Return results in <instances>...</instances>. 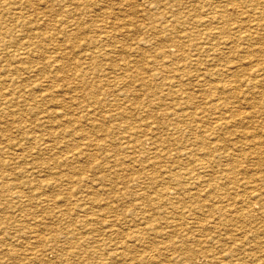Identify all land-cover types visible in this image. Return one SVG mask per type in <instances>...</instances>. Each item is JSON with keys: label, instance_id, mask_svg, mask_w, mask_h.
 Here are the masks:
<instances>
[{"label": "rangeland", "instance_id": "1", "mask_svg": "<svg viewBox=\"0 0 264 264\" xmlns=\"http://www.w3.org/2000/svg\"><path fill=\"white\" fill-rule=\"evenodd\" d=\"M263 1L0 0V264H264Z\"/></svg>", "mask_w": 264, "mask_h": 264}, {"label": "bare ground", "instance_id": "2", "mask_svg": "<svg viewBox=\"0 0 264 264\" xmlns=\"http://www.w3.org/2000/svg\"><path fill=\"white\" fill-rule=\"evenodd\" d=\"M6 1H7V0H6ZM12 1H13V0H12ZM15 1H16V0H15ZM252 1H253V0H252ZM259 2H260V1H259ZM259 2L256 1V3H259ZM9 3H10V2H9ZM9 3H8V4H9ZM13 3H14V2H13ZM19 3H20V2H19ZM251 3H252V2H251ZM262 3H264V1H263ZM3 4H4V3H3ZM10 4H11V3H10ZM16 4H18V1H17ZM16 4H14V5H16ZM252 4H253V3H252ZM0 5H1V4H0ZM20 5H21V3H20ZM259 5H260V4H259ZM262 5H264V4H262ZM18 6H19V5H18ZM6 7L10 8V6L7 5V3H6V5H5V8H6ZM11 7H12V6H11ZM16 9H17V7H16ZM18 9H19V8H18ZM261 9H262V8H261ZM1 10H4V9H0V12H1ZM11 10H12V8H11ZM13 11H14V10H13ZM11 12H12V11H11ZM261 12H262V10H261ZM14 13H15V12H14ZM18 13H19V12H18ZM0 14L2 15V12H1ZM6 14H7V13H6ZM16 14H17V13H16ZM21 14H22V10H21ZM18 16L21 17V15H18ZM15 17H17V15H16ZM1 18H2V16H1ZM213 18H214V17H213ZM16 19H17V18H16ZM20 19H21V18H20ZM21 21H22V20H20V22H19V24H18L17 26H20ZM23 21H24V20H23ZM13 22L15 23V21H13ZM11 24H12V23H11ZM22 24H23V22H22ZM254 24H255V23H254ZM259 24H260V23H259ZM6 25H7V24H6ZM6 25H5V26H6ZM8 25H9V24H8ZM22 26H23V25H22ZM261 26H262V24H261ZM13 27H15V25H13ZM258 27H259V26H258ZM1 28H2V27H1ZM3 28H4V27H3ZM17 28H18V27H17ZM260 28H261V27H260ZM13 29H14V28H13ZM13 29H12V30H13ZM15 29H16V28H15ZM19 29H20V28H19ZM19 29H18V30H19ZM20 30H21V29H20ZM162 30H164V29H162ZM164 31H165V30H164ZM7 32L10 33V31H7ZM170 32H171V30H170ZM241 32H242V31H241ZM1 33H3V31H2ZM5 33H6V32H5ZM11 33H12V32H11ZM11 33H10V34H11ZM13 33H14V32H13ZM163 33H165V32H163ZM217 33H218V32H217ZM67 34H68V32H67ZM69 34H73V33L71 32V33H69ZM74 35H76V33H75ZM168 35H169V33H168ZM171 36H172V35H171ZM182 36H183V35H182ZM8 37H9V35H8ZM8 37H7V39H8ZM11 37H12V36H11ZM73 37H74V36H73ZM185 37H186V36H185ZM245 37H246V36H245ZM67 38H69V36H67ZM156 38H157V37H156ZM183 38H184V36H183ZM3 39H5V38H3ZM159 39H160V37H159ZM240 39H241V38H240ZM242 39H243V41H244V38H242ZM13 40H14V38H13ZM71 40L73 41V38H72ZM175 40L177 41L178 39H175ZM69 41H70V40H69ZM72 41H71V42H72ZM206 41H207V40H206ZM227 41H228V40H227ZM4 42H5V41H4ZM6 42H7V41H6ZM13 42H14V41H13ZM139 42H140V41H139ZM144 42H145V41H144ZM144 42H143V43H144ZM203 42H204V41H203ZM207 42H208V41H207ZM1 43H2V42H0V44H1ZM14 43H15V42H14ZM27 43H28V42H27ZM27 43H26V45H27ZM140 43H142V42H140ZM145 43H146V42H145ZM177 43H179V42H177ZM200 43H201V42H200ZM205 43H206V42H205ZM221 43H222V42H221ZM247 43H248V42H247ZM7 44H8V43H7ZM9 44H10V43H9ZM28 44H29V43H28ZM201 44H202V43H201ZM2 45H3V43H2ZM4 45H5V44H4ZM26 45H25V46H26ZM131 45H132V44H131ZM179 45H180V44H179ZM250 45H251V44H250ZM10 46H11V45H10ZM21 46H22V45H21ZM28 46H29V45H28ZM132 46H133V45H132ZM19 47H20V46H19ZM23 47H24V46H23ZM30 47H31V46H30ZM252 47H253V46H252ZM1 48H2V46H1ZM3 48H4V47H3ZM182 48H184V47H182ZM182 48H181V49H182ZM256 48H257V47H256ZM5 49H6V47H5ZM5 49H4V51H5ZM23 49H24V48H23ZM218 49H219V48H218ZM220 49H221V48H220ZM18 50H19V49H18ZM18 50H17V52H18ZM20 50H21V49H20ZM27 50H28V49H26V51H27ZM215 50H216V49H215ZM254 50H255V48H254ZM256 50H257V49H256ZM262 50L264 51V49H262ZM1 51H2V50H0V52H1ZM4 51H3V52H4ZM21 51H22V50H21ZM24 51H25V50H24ZM26 51H25L24 53H27V54H28L30 50H29L28 52H26ZM217 51H218V50H217ZM258 51H259V50H258ZM3 52H2V53H3ZM213 52H214V51H213ZM6 53H7V50H6ZM14 53H15V52H14ZM57 53H58V52H57ZM61 53H62V52H61ZM178 53H179V52H178ZM181 53H182V51H181ZM187 53H188V52H187ZM251 53H252V52H251ZM16 54H17V53H16ZM18 54H19V53H18ZM27 54H26V56H27ZM188 54H189V53H188ZM190 54H191V53H190ZM210 54H211V53H210ZM215 54H217V53L215 52ZM0 55H1V54H0ZM2 55H3V54H2ZM2 55H1V56H2ZM4 55H5V54H4ZM22 55H23V54H22ZM22 55H20V56H22ZM55 55H56V54H55ZM62 55H63V53H62ZM169 55H170V54H169ZM180 55H181V54H180ZM213 55H214V54H213ZM24 56H25V54H24ZM26 56H25V57H26ZM56 56H57V55H56ZM170 56L172 57L173 54L170 55ZM175 56H176V55H175ZM214 56H215V55H214ZM13 57H14V56H13ZM58 57H59V56H58ZM176 57H177V56H176ZM195 57H196V56H195ZM15 58H16V57H14V61H16ZM52 58H53V57H51V59H52ZM21 59H22V58H21ZM55 59H56V58H54V61H55ZM17 60H20V59H17ZM21 61H22V60H21ZM17 62H18V61H17ZM48 63H49V62H48ZM250 63H251V62H250ZM6 64H7V63H6ZM8 64H9V63H8ZM54 64H55V63H54ZM54 64H53V65H54ZM4 65H5V64H4ZM4 65H3V66H4ZM17 65H18V64H16V66H17ZM53 65H52V66H53ZM0 66H1V64H0ZM3 66H2V67H3ZM8 66H9V65H8ZM8 66L6 65V67H8ZM19 67H20V66H19ZM23 67H25V66L23 65ZM3 68H4V67H3ZM3 68H2V70H3ZM17 68H18V67H17ZM17 68H15V69H17ZM229 68H230V67H229ZM251 68H252V67H251ZM251 68H250V69H251ZM4 69H6V68H4ZM13 69H14V68H13ZM26 69H28V67H27ZM8 70H9V69H8ZM20 70H21V69H20ZM23 70H25V68H23ZM5 71H6V70H5ZM28 71H29V70H28ZM254 71H256V70L254 69ZM263 72H264V71H263ZM263 72H262V73H263ZM3 73H4V72L2 71V73H0V75H3ZM6 73H8V72H6ZM34 73H36V70H35ZM254 73L256 74V72H254ZM258 73H259V72H258ZM9 74H10V72H9ZM248 74H250V73L248 72ZM259 74H260V73H259ZM4 75H5V74H4ZM7 75H8V74H7ZM246 75H247V74H246ZM261 75H264V74H261ZM11 76H13V75H11ZM11 76H10V77H11ZM249 76H250V75H249ZM257 76H260V75H257ZM8 77H9V76H8ZM8 77H7V78H8ZM262 78H263V77H262ZM5 79H6V78H5ZM253 79H254V78H253ZM255 79H256V78H255ZM255 79H254V80H255ZM257 79H258V78H257ZM10 80H11V79H10ZM232 80L235 81L234 79H232ZM246 80H247V79H246ZM248 80H249V79H248ZM248 80H247V81H248ZM5 81H6V80H5ZM252 81H253V80H252ZM255 81H257L256 83L258 84V81H260V80H255ZM262 81H263V80H262ZM8 82L10 83L9 80H8ZM35 82H36V81H35ZM12 83H13V82H12ZM14 83H15V82H14ZM17 83H18V82H17ZM231 83H233V82H231ZM235 83H236V82H235ZM36 84H38V82H37ZM229 84H230V83H229ZM248 84H250V83H248ZM252 84L254 85V83H252ZM10 85H11V84H10ZM17 85H19V84H17ZM233 85H234V84H233ZM235 85H236V84H235ZM19 86H20V85H19ZM37 86H38V85H37ZM246 86L249 87V85H246ZM254 86H255V85H254ZM13 87H15V85H14ZM13 87L11 86L10 89H11V88H12V89H15V88H16V87H15V88H13ZM33 87H35V86H33ZM33 87H32V88H33ZM230 87H231V86H230ZM232 87H233V86H232ZM251 87H252V86H251ZM8 88H9V87H8ZM30 88H31V87H30ZM233 88H234V87H233ZM254 88H255V87H254ZM254 88H253V89H254ZM5 89H7V88H5ZM19 89H20V87H19ZM25 89H27V88H25ZM251 89H252V88H251ZM3 90H4V89H3ZM20 90H21V89H20ZM27 90L29 91V88H28ZM30 90L32 91V89H30ZM230 90H231V89H230ZM235 90H236V88H235ZM0 91H1V90H0ZM6 91H8V90H6ZM18 91H19V90H18ZM31 91H30V92H31ZM21 92H22V90H21ZM9 93H10V92H9ZM17 93H18V92H17ZM1 94H2V93H1ZM1 94H0V95H1ZM6 94H8V92H7ZM14 94H15V93H14ZM24 94H25V93H24ZM28 94H29V92H28ZM242 95H243V94H242ZM244 95H246V94H244ZM3 97L5 98V96H3ZM16 97H17V95H16ZM20 97H21V96H20ZM234 97H235V96H234ZM236 97H237V96H236ZM236 97H235V98H236ZM238 97H239V95H238ZM238 97H237V98H238ZM9 99H10V98H9ZM19 99H21V98H19ZM25 99H26V98H25ZM245 99H246V97H245ZM2 100H3V99H2ZM4 100H6V99H4ZM0 101H1V100H0ZM15 101H16V100H15ZM10 102H12V101H10ZM13 102H14V101H13ZM20 102L22 103V101H20ZM216 102H218V101H216ZM231 102H232V101H231ZM245 102H247V101H245ZM14 103H15V102H14ZM222 103H223V102H222ZM232 103H233V102H232ZM232 103H229V104L231 105ZM234 103H235V101H234ZM236 103H237V102H236ZM240 103H241V102H240ZM251 103H252V102H251ZM5 104H6V103H5ZM3 105H4V104H3ZM8 105H9V104H8ZM12 105H13V104H12ZM18 105H20V104H18ZM220 105H221V104H220ZM246 105H247V104H246ZM257 105H258V103H257ZM224 106H227V105H224ZM233 106H235V104H234ZM236 106H238V105L236 104ZM2 107H3V106H2ZM9 107L13 108L12 106H8V108H9ZM214 107H215V106H214ZM214 107H213V108H214ZM218 107H219V106H218ZM222 107H223V106H222ZM230 107H231V106H230ZM255 107H256V106H255ZM225 108H226V107H225ZM235 108H238V107H235ZM235 108H234V109H235ZM242 108H243V107H242ZM6 109H7V108H6ZM14 109H15V108H14ZM35 109H36V108H35ZM215 109H216V108H215ZM215 109H214V110H215ZM220 109H221V107H220ZM222 109H224V108H222ZM222 109H221V110H222ZM228 109H229V107H228ZM230 109H231V108H230ZM230 109H229V111H230ZM232 109H233V108H232ZM2 110H3V108H2ZM10 110H11V109H10ZM16 110H17V109H16ZM29 110H30V109H29ZM32 110H34L33 107H32ZM239 110H243V109L240 108ZM38 111H39V110H38ZM222 111H223V110H222ZM232 111H233V110H231V112H232ZM235 111H237V110H234V112H235ZM244 111H245V109H244ZM4 112L6 113L7 111L4 110ZM9 112H10V111H9ZM9 112H8V114H9ZM12 112H13V110H12ZM12 112H11V113H12ZM31 112H32V111H31ZM251 112H252V111H251ZM254 112H255V111H254ZM0 113H1V112H0ZM34 113H35V112H34ZM213 113H215V112H213ZM218 113H219V111H218ZM218 113H217V114H218ZM2 114H3V112H2ZM2 114H1V115H2ZM8 114H7V116H8ZM25 114H26V113H25ZM27 114H29L28 111H27ZM32 114H33V113H32ZM174 114H175V113H174ZM1 115H0V116H1ZM3 115L5 116V114H3ZM11 115H12V114H11ZM30 115H31V114H30ZM44 115H45V114H44ZM233 115H235V114H233ZM239 115H240V114H239ZM25 116H26V115H24L23 117H25ZM28 116H29V115H28ZM214 116H216V115H214ZM222 116H223V115H222ZM229 116H230V115H229ZM241 116L243 117V115H241ZM11 117H12V116H11ZM11 117H9V118H11ZM220 117H221V116H220ZM225 117H227V116H225ZM234 117H235V116H234ZM236 117H238V116H236ZM236 117H235V118H236ZM242 117H241V118H242ZM250 117H251V116H250ZM0 118H1V117H0ZM14 118H15V117H14ZM16 118H17V117H16ZM16 118H15V119H16ZM40 118H41V117H40ZM215 118H216V117H215ZM239 118H240V117H239ZM239 118H238V119H239ZM23 119H24V118H23ZM25 119H26V118H25ZM38 119H39V118H38ZM224 119H225V122H226L227 119H226V118H224ZM247 119H248V118H247ZM247 119H246V120H247ZM214 120H215V119H214ZM240 120H242V119H240ZM0 121H1V120H0ZM14 121H15V120H14ZM22 121H23V120H22ZM39 121H40V120H39ZM217 121H218V120H217ZM219 121H220V120H219ZM223 121H224V120H223ZM17 122H18V121H17ZM17 122H16V123H17ZM232 122H233V120H232ZM239 122H240V121H239ZM239 122H238V123H239ZM11 123H12V121H11ZM20 123H21V122H20ZM35 123H36V122H35ZM226 123H227V122H226ZM226 123H225V124H226ZM228 123H229V122H228ZM228 123H227V125H228ZM263 123H264V122H263ZM8 124H9V123H8ZM40 124H41V123H40ZM231 124H232V123H231ZM4 125H5V124H4ZM22 125H23V124H22ZM36 125H38V120H37V124H36ZM221 125H222V124H221ZM262 125H263V124H262ZM29 126H30V125H29ZM38 126H39V125H38ZM218 126H219V125H218ZM241 126H243V125H241ZM18 127H19V126H18ZM21 127H22V126H21ZM27 127H28V126H27ZM34 127H35V129L37 128V126H34ZM176 127H177V126H176ZM224 127H225V126H224ZM244 127H245V126H244ZM248 127H249V126H248ZM263 127H264V126H263ZM1 128H4V127H1ZM22 128L24 129V127H22ZM25 128H26V127H25ZM31 128H32V127H30V129H31ZM46 128H47V127H46ZM156 128H157V127H156ZM220 128H221V127H220ZM226 128H227V126H226ZM23 129H22V130H23ZM32 129H33V128H32ZM37 129H38V128H37ZM150 129H151V128H150ZM150 129H149V130H150ZM152 129H155V128H152ZM171 129H172V126H171ZM174 129H176V128H174ZM174 129H173V131H174ZM221 129H222V128H221ZM248 129H249V128H248ZM5 130H6V128H5ZM28 130H29V129H28ZM45 130H47V129H45ZM244 130H245V128H244ZM257 130H258V128H257ZM3 131H4V130H3ZM8 131H10V130H7V132H8ZM30 131H31V130H30ZM33 131H34V130H33ZM39 131H40V129H39ZM39 131H38V132H39ZM150 131H151V130H150ZM157 131H158V130H157ZM177 131H179V130H177ZM246 131H247V129H246ZM44 132H46V131H44ZM44 132H43V134H44ZM147 132H148V131H147ZM152 132H153V131H152ZM166 132H167V131H166ZM169 132H170V131H169ZM175 132H176V130H175ZM228 132H229V131H228ZM244 132H245V131H244ZM244 132H242V133L244 134ZM254 132H255V131H254ZM23 133H24V132H23ZM26 133H29V132H27V130H26ZM32 133H34V132H32ZM40 133H41V131H40ZM150 133H151V132H150ZM154 133H155V132H154ZM173 133H174V132H173ZM240 133H241V132H240ZM250 133H251V132H250ZM38 134H39V133H38ZM41 134H42V133H41ZM41 134H40V135H41ZM145 134H148V133H145ZM162 134H163V133H162ZM171 134H172V133H171ZM253 134H254V133H253ZM26 135H27V134H26ZM30 135H31V133H30ZM30 135H29V136H30ZM34 135H36V134H34ZM148 135H149V134H148ZM168 135H169V134H168ZM172 135H173V134H172ZM247 135H248V133H247ZM257 135H258V134H257ZM23 136H24V134H23ZM27 136H28V135H27ZM36 136H37V135H36ZM38 136H39V135H38ZM38 136H37V137H38ZM150 136H151V135H150ZM163 136H164V135H163ZM243 136H244V135H243ZM255 136H256V135H255ZM10 137H12V136H10ZM33 137H34V136H33ZM241 137H242V136H241ZM258 137L262 138L261 136H258ZM258 137H257V138H258ZM22 138H23V137H22ZM27 138H28V137H27ZM38 138H39V137H38ZM126 138H127V137H126ZM144 138H145V137H144ZM222 138H223V137H222ZM225 138H226V137H225ZM245 138H246V137H245ZM247 138H248V137H247ZM260 138H259V139H260ZM0 139H1V137H0ZM24 139H25V141H27L26 138H24ZM42 139H43V138H42ZM220 139H221V138H220ZM243 139H244V138H243ZM253 139H254V138H253ZM259 139H258V140H255V139H254V140H251L252 143L250 142L249 147H245V148H248V149H249V152H247V153L249 154L248 156H250V158H251V156H252V157L256 158L255 160H257V162H262V161H263V158L259 155V153L262 152V151H264V139H261V140H259ZM2 140H3V139H2ZM4 140H5V139H4ZM28 140H29V139H28ZM45 140H46V139H45ZM232 140H233V138H232ZM232 140H231V141H232ZM245 140H246V139H245ZM245 140H243V141H245ZM247 140H248V139H247ZM40 141H41V140H40ZM40 141H39V142H40ZM216 141H217V140H216ZM226 141H229V140L227 139ZM4 142H5V141H3L2 143H4ZM17 142H18V141H17ZM34 142H35V141H34ZM45 142H47V141H45ZM158 142H159V141H158ZM161 142H162V141H161ZM166 142H167V141H166ZM166 142H165V143H166ZM14 143H15V142H14ZM37 143H38V141H37ZM230 143H231V142H230ZM0 144H1V143H0ZM11 144H13V142H12ZM15 144H16V143H15ZM203 144H204V143H203ZM205 144H206V143H205ZM217 144H218V143H217ZM220 144H221V143H220ZM241 144H242V143H241ZM241 144H240V145H241ZM243 144H244V142H243ZM1 145H2V144H1ZM13 145H14V144H13ZM17 145H18V144H17ZM22 145H23V144H22ZM37 145H38V144H37ZM37 145H36V146H37ZM40 145H41V144H40ZM124 145H125V144H124ZM126 145H127V144H126ZM129 145H130V143H129ZM132 145H134L133 142H132ZM157 145H158V144H157ZM215 145H216V144H215ZM221 145H222V144H221ZM221 145H220V146H221ZM228 145H229V142H228ZM234 145H235V143H234ZM246 145H247V144H246ZM23 146H24V145H23ZM44 146H45V145H44ZM161 146H162V144H161ZM163 146H165V145H163ZM226 146H227V144H226ZM235 146H236V145H235ZM1 147H2V146H1ZM40 147H41V146H39V148H40ZM128 147H129V146H128ZM131 147H132V146H131ZM133 147H134V146H133ZM136 147H138V146H136ZM155 147H156V146H155ZM205 147H207V146H205ZM232 147H234V146L232 145ZM240 147H241V146H240ZM21 148H22V146H21ZM21 148H20V149H21ZM126 148H127V147H126ZM150 148H151V147H150ZM157 148H158V147H157ZM235 148H236V147H235ZM241 148H243V147H241ZM1 149H2V148H1ZM4 149H5V148H4ZM6 149H7V148H6ZM22 149H23V148H22ZM129 149L131 150L130 147H129ZM213 149H214V148H213ZM229 149H230V147H229ZM229 149L227 148V150H229ZM248 149H246V150L248 151ZM23 150H24V149H23ZM23 150H22V152H23ZM126 150H127V149H126ZM130 150H129V151H130ZM138 150H139V148H138ZM138 150H137V152H138V154H140L141 151H140V153H139ZM143 150H144V149H143ZM143 150H142V151H143ZM150 150H151V149H150ZM157 150H158V149H157ZM204 150H205V149H204ZM221 150H222V149H221ZM243 150H244V149H243ZM246 150H244V152H245ZM12 151H13V150H12ZM20 151H21V150H20ZM132 151H134V149H133ZM218 151H219V150H218ZM229 151H230V150H229ZM239 151H240V149H239ZM0 152H1V150H0ZM26 152H27V151H26ZM124 152H125V150H124ZM130 152H131V151H130ZM134 152H135V151H134ZM134 152H133V154H134ZM137 152H136V153H137ZM147 152H148V150H147ZM158 152H160V151H158ZM161 152H163V151H161ZM164 152H165V151H164ZM213 152H214V151H213ZM222 152H223V151H222ZM232 152H234V148H233V151H232ZM232 152H231V153H232ZM211 153H212V152H211ZM237 153H238V152H237ZM253 153H254V154H253ZM262 153H263V152H262ZM28 154H29V153H28ZM30 154H31V153H30ZM126 154H127V153H126ZM143 154H144V153H143ZM145 154H146V153H145ZM155 154H156V153H155ZM158 154H160V153H158ZM234 154H235V153H234ZM245 154H246V153H245ZM245 154H244V155H245ZM0 155H1V154H0ZM2 155H3V154H2ZM10 155H11V154H10ZM14 155H16V154H14ZM127 155H129V154H127ZM146 155H148V153H147ZM149 155H150V154H149ZM161 155H162V154H161ZM167 155H169V154H167ZM167 155H166V157H167ZM224 155H226V154L224 153L223 156H224ZM227 155H228V154H227ZM230 155H231V154H230ZM32 156H33V155H32ZM125 156H126V155H125ZM141 156H142V154H141ZM144 156H145V155H144ZM162 156H163V155H162ZM162 156H161V157H162ZM215 156H216V155H215ZM215 156L213 157V159L216 160L217 157L215 158ZM223 156H220V157H223ZM248 156H247V157H248ZM134 157H135V156H133V158H134ZM136 157H137V154H136ZM142 157H143V156H142ZM151 157H152V156H151ZM247 157H246V158H247ZM124 158H125V157H124ZM124 158H123V159H124ZM127 158H128V157H127ZM140 158H141V157H140ZM149 158H150V157H149ZM149 158H148V159H149ZM246 158H245V159H246ZM129 159H130V158H129ZM131 159H132V157H131ZM143 159H144V158H143ZM150 159H151V158H150ZM223 159H225V158H223ZM223 159H221V160H223ZM118 160H119V159H118ZM118 160H117V161H118ZM136 160H138V159H136ZM139 160H140V159H139ZM215 160H214V161H215ZM231 160H232V159H231ZM251 160H252V159H251ZM119 161H120V160H119ZM128 161H129V160H128ZM219 161H220V160H219ZM226 161H227V160H226ZM253 161H254V159H253ZM253 161H251V162H253ZM139 162H141V160H140ZM142 162H143V161H142ZM216 162H217V161H216ZM224 162H225V161H224ZM233 162H234V161H233ZM237 162H238V161H237ZM257 162H256V163H257ZM263 162H264V161H263ZM151 163H152V162H151ZM151 163H150V164H151ZM222 163H223V162H222ZM234 163H235V162H234ZM239 163H240V161L238 162V164H239ZM254 163H255V162H254ZM145 164L148 165L147 163H145ZM224 164H225V163H224ZM231 164H232V163H231ZM242 164H243V163H242ZM247 164H248V163H247ZM262 164H263V163H262ZM262 164L260 163V165H262ZM120 165H121V163H120ZM127 165H128V164H127ZM153 165H154V164H153ZM217 165L220 166V163L218 164V162H217ZM222 165H223V164H222ZM222 165H221V166H222ZM227 165H228V162H227ZM233 165H234V164H233ZM233 165H231V166H233ZM239 165H240V164H239ZM148 166H149V165H148ZM236 166H237V165H236ZM241 166H242V165H241ZM245 166H246V165H245ZM248 166H249V165H248ZM256 166H257V165H256ZM143 167H144V165H143ZM149 167H150V166H149ZM217 167H218V166H217ZM225 167H226V166H225ZM251 167H252V166H251ZM227 168H228V167H227ZM236 168H239V167H236ZM218 169H219V168H218ZM229 169H230V167H229ZM231 169H232V168H231ZM243 169H244V168H243ZM243 169H242V170H243ZM246 169H248L247 166H246ZM246 169H245V170H246ZM258 169H259V168H258ZM260 169H262V168H260ZM226 170H227V169H226ZM218 171H219V170H218ZM224 171H225V169H224ZM224 171L222 170V172H224ZM228 171H229V170H228ZM230 171H231V170H230ZM193 172H194V171H193ZM246 172H247V171H246ZM252 172H253V170H252ZM254 172H255V171H254ZM259 172H261V171H259ZM263 172H264V171H263ZM196 173H197V172H196ZM196 173H195V176H196ZM224 173H225V172H224ZM238 173H239V171H238ZM240 173H241V172H240ZM240 173H239V174H240ZM250 173H251V171H250ZM255 173H256V172H255ZM192 174H193V173H192ZM230 174H231V173H230ZM234 174H235V173H234ZM259 175H260V174H259ZM259 175H258V177H260ZM192 176H194V175H192ZM237 176H238V175H237ZM143 177H144V175H143ZM146 177H147V176H146ZM219 177H220V176H219ZM223 177H224V176H223ZM234 177H235V176H234ZM262 177H264V173H263V176H262ZM232 178H233V176H232ZM251 178H252V177H251ZM193 179H194V178H193ZM195 179H196V178H195ZM195 179H194V180H195ZM214 179H215V178H214ZM226 179H227V178H226ZM238 179H239V177H238ZM242 179H243V178H242ZM252 179H253V178H252ZM217 180H218V179H217ZM219 180H220V179H219ZM219 180H218V181H219ZM233 180H234V178H233ZM233 180H232V181H233ZM258 180H259V179H258ZM258 180H257V181H258ZM260 180H261V179H260ZM215 181H216V180H215ZM229 181H230V180H229ZM232 181H231V182H232ZM245 181H246V184L244 183V185L246 186V188L249 189V192L251 193V195H253V196H254V195H257V196H258V195L260 194V191H261V188H262V184H261V183H263V182H261V181H263V179H262L261 181H259V182H257L256 180H248V179L245 180ZM245 181H244V182H245ZM135 182L137 183V181H135ZM189 182H191V181H189ZM219 182H220V181H219ZM238 182H239V181H238ZM242 182H243V181H242ZM215 183H216V182H215ZM215 183H214V184H215ZM217 183H218V182H217ZM220 183H221V182H220ZM220 183H218V184L220 185ZM223 183H224V182H223ZM229 183H230V182H229ZM189 184H190V183H189ZM192 184H195V181L192 182ZM199 184H200V183H199ZM201 184H202V183H201ZM201 184H200V185H201ZM221 184H222V183H221ZM225 184H226V183H225ZM225 184H224L223 186H225ZM234 184H235V183H233V185H234ZM215 185H216V184H215ZM233 185H232L231 187H233ZM241 185H242V184H241ZM133 186H134V185H133ZM191 186H192V185H191ZM221 186H222V185H221ZM234 186H235V185H234ZM238 186H239V185H238ZM135 187H136V186H135ZM151 187H152V186H151ZM229 187H230V186H229ZM236 187H237V186H236ZM218 188H220V187L218 186ZM135 189H137V188H135ZM135 189H134V190H135ZM236 189H238V187H237ZM239 189H240V188H239ZM244 189H245V188H244ZM262 189H263V188H262ZM217 190H218V189H217ZM225 190H226V189H225ZM220 191H222V190H220ZM242 191H243V190H242ZM224 192H225V191H224ZM231 192H233V191L231 190ZM238 192H239V191H238ZM244 192H245V191H244ZM219 193H220V192H219ZM221 193H222V192H221ZM261 193H263V192H261ZM129 194H130V193H129ZM131 194H132V193H131ZM158 194H159V192H158ZM145 195L148 196L147 194H145ZM220 195H222V194H220ZM251 195H250V196H251ZM129 196H130V195H129ZM136 196H137V195H136ZM218 196H219V195H218ZM222 196H224V195H222ZM231 196H232V193H231ZM139 197H141V196H139ZM149 197H150V196H148V198H149ZM262 197H263V195H262ZM150 198H151V197H150ZM150 198H149V199H150ZM215 198H216V195H215ZM239 198H240V197H239ZM133 199H134V198H133ZM136 199L138 200V198H136ZM144 199H145V198H144ZM149 199H148V200H149ZM219 199H220V198H219ZM221 199H222V198H221ZM221 199H220V200H221ZM224 199H225V198H224ZM227 199H228V198H227ZM227 199H226V200H227ZM241 199H242V198H241ZM241 199H240V201H241ZM263 199H264V198H263ZM134 200H135V199H134ZM152 200H153V198H152ZM152 200H151V201H152ZM217 200H218V198H217ZM247 200H248V199H247ZM143 201H144V200H143ZM224 201H225V200H224ZM140 202H141V201H140ZM144 202H145V201H144ZM219 202H220V201H219ZM220 203H221V202H220ZM236 203H237V202H236ZM250 203H252V202H250ZM254 203H255V202H254ZM241 204H242V202H241ZM246 204H247V203H246ZM252 204H253V203H252ZM253 205H254V204H253ZM255 205H256V204H255ZM139 206H140V205H139ZM139 206H138V207H139ZM144 206H145V205H144ZM151 206H152V205H151ZM219 206H220V205H219ZM219 206H217V207H219ZM226 207H227V206H226ZM226 207L224 206V208H226ZM231 207H232V206H231ZM44 208H45V207H44ZM44 208H43V209H44ZM142 208H143V207H142ZM158 208H159V205H158ZM221 208H223V207H221ZM224 208H223V209H224ZM229 208H230V207H229ZM229 208L227 207L228 210H229ZM44 210H45V209H44ZM152 210H153V209H152ZM156 210H157V209H156ZM220 210H221V209H220ZM228 210H227V211H228ZM41 211H42V208H41ZM147 211H151V210H148V208H147V210L144 211V212H147ZM256 211H257V210H256ZM130 212H132V211H130ZM138 212H141V211H139V209H138ZM138 212H137V213H138ZM219 212H220V211H219ZM225 212H226V211H225ZM233 212H234V211H233ZM132 213H133V212H132ZM137 213H136V214H137ZM231 213H232V212H231ZM262 213H263V212H262ZM22 214H23V213H22ZM61 214H62V213H61ZM130 214H131V213H130ZM143 214L145 215V213H142L141 215H143ZM149 214H151V213H149ZM156 214H159V213H156ZM190 214H191V213H190ZM224 214H226V213H224ZM59 215H60V214H59ZM146 215H147V213H146ZM233 215H234V214H233ZM233 215H232V216H233ZM23 216H24V214H23ZM57 216H58V215H57ZM60 216H62V215H60ZM139 216H140V215H139ZM147 216H148V215H147ZM183 216H184V215H183ZM218 216H219V215H218ZM220 216H221V215H220ZM220 216H219V217H220ZM235 216H237V215H235ZM238 216L240 217V214H239ZM25 217H26V216H25ZM135 217H137V216H135ZM140 217H141V216H140ZM219 217H218V218H219ZM221 217H224V215L221 216ZM245 217H246V215H245ZM245 217H244V218H245ZM247 217H248V216H247ZM20 218H22V216H21ZM164 218H165V217H164ZM164 218H162V219H164ZM169 218H170V217H169ZM169 218H168V219H169ZM186 218H187V217H186ZM218 218H217V219H218ZM230 218H231V216H230ZM232 218H233V217H232ZM240 218H241V217H240ZM131 219H132V218H131ZM135 219H137V218H135ZM142 219H143V218H142ZM154 219H155V218H154ZM165 219H166V218H165ZM170 219H171V218H170ZM174 219H175V218H174ZM176 219H178V218L176 217ZM234 219H235V218H234ZM140 220H141V218H140ZM140 220H139V221H140ZM185 220H186V219H185ZM232 220H233V219H232ZM240 220H241V219H240ZM242 220H243V219H242ZM135 221H136V220H135ZM151 221L153 222V219H152V218H151ZM159 221H160V220H159ZM161 221H162V220H161ZM166 221H167V220H166ZM236 221H237V220H236ZM140 222H141V221H140ZM142 222H143V221H142ZM145 222H146V221H145ZM145 222H144V223H145ZM156 222H157V221H156ZM164 222H165V220H164ZM171 222H173L172 219H171ZM181 222H182V221H181ZM181 222H180V223H181ZM186 222H187V221H186ZM146 223L148 224V222H146ZM165 223H166V222H165ZM167 223H169V221H168ZM167 223H166V226H167ZM178 223H179V222H178ZM178 223H175V226H176V224H177V226H178ZM141 224H142V223H141ZM147 224H146V225H147ZM160 224H162V222H161ZM184 224H185V223H184ZM144 225H145V224H143V226H144ZM162 225H164V224H162ZM164 226H165V225H164ZM166 226H165V227H166ZM168 226H169V225H168ZM170 226H171V224H170ZM170 226H169V227H170ZM177 226H176V228H177ZM179 226H180V225H179ZM179 226H178V227H179ZM223 226H224V225H223ZM236 226H237V225H236ZM138 227H139V226H138ZM149 227H151V226L149 225ZM153 227H155V226H153ZM186 227H187V226H186ZM237 227H238V226H237ZM239 227H240V226H239ZM167 228H168V227H167ZM172 228H173V226H172ZM232 228H233V227H232ZM146 229H147V228H146ZM155 229H156V228H155ZM158 229H160V228H158ZM169 229H171V228H169ZM224 229H225V228H224ZM138 230H139V229H138ZM141 230H142V229H141ZM153 230H154V228H153ZM180 230L182 231V229H180ZM239 230H240V228H239ZM31 231H32V230H31ZM139 231H140V230H139ZM148 231H149V230H147V233H148ZM151 231H152V230H151ZM151 231H149V232L151 233ZM154 231H155V230H154ZM161 231H162V230H161ZM172 231H173V230H172ZM176 231H177V230H176ZM32 232H33V231H32ZM130 232H131V231H130ZM134 232H135V231H134ZM159 232H160V231H158L157 233H159ZM162 232H163V231H162ZM162 232H161V233H162ZM183 232H184V231H182V233H183ZM124 233H125V232H124ZM136 233H139V232H136ZM144 233H145V232H144ZM144 233H141V232H140V234H137V235H141V234H144ZM165 233H166V232H165ZM185 233H186V232H185ZM220 233H221V232H220ZM237 233H238V232H237ZM257 233H258V232H257ZM257 233H256V234H257ZM222 234H224V233H222ZM222 234H221V235H222ZM243 234H244V233H243ZM256 234H255V235H256ZM134 235H135V234H134ZM134 235H133V237H134ZM163 235H164V234H163ZM166 235H167V234H166ZM166 235L164 236L165 238H166ZM185 235H186V234H185ZM230 235H232V234H230ZM230 235H229V236H230ZM235 235H236V234H235ZM238 235H239V234H238ZM34 236H35V235H34ZM127 236H129V234H128ZM183 236H184V235H183ZM256 236H257V235H256ZM131 237H132V236H131ZM135 237H136V236H135ZM141 237H142V236H141ZM141 237L139 236V238H141ZM230 237H231V236H230ZM232 237H233V236H232ZM173 238H174V237H173ZM182 238H183V237H182ZM260 238H261V237H260ZM167 239H168V238H167ZM175 239H176V238H175ZM180 239H181V238H180ZM237 239H238V238H237ZM245 239H246V238H245ZM140 240H141V239H140ZM172 240H173V239H171L170 241H172ZM207 240H209V239H207ZM227 240H230V239H227ZM231 240H232V239H231ZM131 241H132V239H131ZM138 241H139V240H138ZM138 241H137V243H138ZM154 241H155V240H154ZM183 241H184V240H183ZM211 241H212V240H211ZM213 241H214V240H213ZM243 241H244V240H243ZM246 241H247V240H246ZM133 242H134V241H133ZM142 242H143V241H142ZM165 242H166V240H165ZM165 242L163 243V245L165 244ZM229 242H230V241H229ZM176 243H178V242H176ZM185 243H186V240H185ZM187 243H188V242H187ZM209 243H211V242H209ZM218 243H220V242H218ZM218 243H217V244H218ZM223 243H224V242H223ZM223 243H222V244H223ZM227 243H228V242H227ZM249 243H250V242H249ZM151 244H152V243H151ZM155 244H156V243H155ZM157 244H159V243L157 242ZM160 244H161V243H160ZM198 244H199V243H198ZM198 244H197V242H196V246H197ZM230 244H231V243H230ZM239 244H240V243H239ZM262 244H263V243H262ZM143 245H144V244H143ZM147 245H148V244H147ZM153 245H154V244H153ZM171 245H172V244H171ZM177 245H179V244H177ZM180 245H183V244H180ZM185 245H186V244H185ZM232 245H233V244H232ZM247 245H248V244H247ZM247 245H245V246H247ZM249 245H251V243H250ZM249 245H248V246H249ZM253 245H255V244H253ZM133 246H134V244H133ZM140 246H141V245H140ZM144 246H145V245H144ZM230 246H231V245H230ZM233 246H234V245H233ZM248 246H247V247H248ZM255 246H257V245H255ZM127 247H128V245H127ZM134 247H135V246H134ZM134 247H133V248H134ZM141 247H142V246H141ZM148 247H150V246H148ZM153 247H154V246H153ZM167 247H168V246H167ZM170 247H171V246H170ZM181 247H182V246H181ZM181 247H180V248H181ZM194 247H195V246H194ZM198 247H199V246H198ZM224 247H226V243L224 244ZM242 247H243V246H242ZM249 247L251 248V246H249ZM145 248H146V247H145ZM157 248H158V247H157ZM157 248H156V249H157ZM159 248H160V247H159ZM163 248H165V247H163ZM163 248H162V249H163ZM176 248H177V247H176ZM202 248H204V250H205V247H202ZM213 248H214V247H213ZM254 248H255V247H254ZM178 249H179V247H178ZM210 249H211V248H210ZM225 249H226V248H225ZM233 249H234V247H233ZM252 249H253V248H252ZM257 249H258V248H257ZM126 250H127V248H126ZM129 250H130V249H129ZM142 250H143V249H142ZM159 250H160V249H159ZM172 250H174V246H173V249H172ZM211 250H212V249H211ZM219 250H220V248H219ZM235 250H236V249H235ZM241 250H242V248H241ZM241 250H240V251H241ZM174 251H175V250H174ZM201 251H202V254L205 253V252L203 251V249H202ZM207 251H208V250H207ZM224 251H225V250H224ZM230 251H231V250H230ZM236 251H238V250H236ZM129 252H131V251H129ZM141 252H142V251H141ZM154 252H156V250H155ZM169 252H170V251H169ZM169 252H168V253H169ZM172 252H173V251H172ZM176 252H177V251H176ZM179 252H180V251H179ZM189 252H190V253H189ZM197 252H198V249H197ZM199 252H200V250H199ZM216 252H217V251H216ZM216 252H214V253H216ZM219 252H220V251H219ZM219 252H218V253H219ZM221 252H222V250H221ZM232 252H233V251H232ZM145 253H146V251H145ZM168 253H167V255H168ZM173 253H174V252H173ZM181 253H182V252H181ZM191 253H194V254H195L194 249H193V246H190V245H189V246H186V247L184 246V247H183V254H181V255H183L184 258L188 259L187 256H191ZM211 253H212V252H211ZM222 253L224 254V252H222ZM222 253H220V255H221ZM230 253H231V252H230ZM235 253H236V252H235ZM239 253H240V252H239ZM248 253H250V252H248ZM251 253H252V252H251ZM129 254H131V253H129ZM146 254H147V253H146ZM177 254H178V253H177ZM179 254H180V253H179ZM226 254H227V253H226ZM226 254H224V255L226 256ZM132 255H133V254H132ZM137 255H138V254H137ZM140 255H141V253H140ZM144 255H145V254H144ZM154 255H155V254H154ZM157 255H158V254H156L155 256H157ZM171 255H172V254H171ZM212 255H214V254L212 253ZM229 255H230V254H229ZM231 255H232V254H231ZM235 255L237 256V254H235ZM244 255H246V254H244ZM122 256H123V255H122ZM145 256H147V255H145ZM150 256H151V254H150ZM168 256H169V255H168ZM194 256H195V255H194ZM210 256H211V255H210ZM214 256H216V254H215ZM218 256H219V255H218ZM233 256H234V255H233ZM257 256H258V255H257ZM161 257H162V256L160 255V258H161ZM212 257H213V256H212ZM234 257H235V256H234ZM249 257H250V256H249ZM252 257H253V256H252ZM262 257H264V256H262ZM122 258L124 259V257H122ZM125 258H127V257H125ZM147 258H148V257H147ZM157 258H158V257H157ZM163 258H164V257H163ZM193 258H194V257H193ZM205 258H206V257H205ZM226 258H228V257L226 256ZM229 258H230V257H229ZM130 259H131V258H130ZM179 259H181V258H179ZM191 259H192V258H191ZM236 259H237V258H236ZM126 260H127V259H126ZM136 260H137V259H136ZM157 260H158V259H157ZM165 260H166V257H165ZM167 260H168V259H167ZM207 260H208V259H207ZM211 260H212V259H211ZM220 260H221V259H220ZM257 260H258V258H257ZM142 261H143V260H142ZM147 261H148V260H147ZM191 261H192V260H191ZM227 261H228V260H227ZM232 261H233V260H232ZM249 261H250V260H249ZM254 261H255V260H254ZM136 262H138V261H136ZM139 262H141V260H139ZM152 262H153V261H152ZM160 262L162 263L163 261H160ZM168 262H169V261H168ZM204 262H205V261H204ZM217 262H218V261H217ZM233 262H234V261H233ZM245 262H246V261H245ZM247 262H248V261H247ZM255 262H256V261H255ZM126 263H129V262H126ZM144 263H146V262H144ZM157 263H158V261H157L155 264H157ZM173 263H174V262H173ZM175 263L177 264V262H175ZM213 263H214V262L212 261V264H213ZM219 263H220V262H219ZM243 263H244V262H243ZM133 264H134V263H133ZM141 264H142V263H141ZM147 264H148V263H147ZM165 264H166V263H165ZM200 264H201V263H200ZM208 264H209V263H208ZM221 264H222V261H221ZM261 264H262V263H261Z\"/></svg>", "mask_w": 264, "mask_h": 264}]
</instances>
